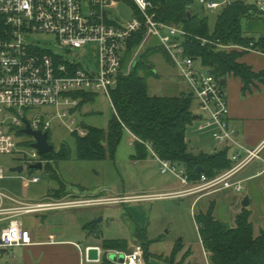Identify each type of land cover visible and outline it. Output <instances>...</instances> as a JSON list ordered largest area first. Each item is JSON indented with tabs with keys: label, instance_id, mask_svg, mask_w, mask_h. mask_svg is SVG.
<instances>
[{
	"label": "built area",
	"instance_id": "obj_1",
	"mask_svg": "<svg viewBox=\"0 0 264 264\" xmlns=\"http://www.w3.org/2000/svg\"><path fill=\"white\" fill-rule=\"evenodd\" d=\"M113 1L116 0H0V155L19 153L24 168L26 164H29V168L39 162L44 164L42 154L33 146L37 141L35 136L33 143L21 138L26 133V121L33 129L50 134L53 119L57 118L67 125L71 134L87 135L88 130L77 124L74 116L82 99L77 94L103 92L115 111L111 91L118 85L121 76L128 74L125 69L127 52L135 36L143 33L141 43L144 44L149 37H156L180 74L188 81L189 90L193 92L200 109L198 130L210 131L218 150H227L232 162L230 168L214 177L202 173L197 180H192L184 165L160 157L147 143L148 150L160 164L161 173H173L181 184L194 185L186 191L176 192L175 196L203 191L214 193L230 188L241 192L244 189L243 181L234 179L240 170L257 161L262 164L257 175L264 174V142L256 147H247L237 140L235 129L229 123L227 92L221 78L210 72L211 66H197V61L201 59L189 54L187 42L195 38L203 46L209 44L227 51L236 48L258 50L254 48L255 42L251 41L249 45L223 44L193 36L182 26L158 19L155 0H126L133 3L138 12L130 22L120 23L107 11V5ZM192 1L204 5L210 11L235 1L253 2L264 10V0ZM36 32L53 33L61 45L71 48H81L91 41H97L99 69L86 70L29 42L27 37ZM142 44L135 51H139ZM135 60L136 57H133V67ZM38 106L52 108L54 116L33 113L32 109ZM129 132L136 140L137 137ZM26 146H30V149L24 150L28 148ZM6 177V168L0 160V180ZM22 178L25 185L40 180L38 176ZM5 198L13 199L0 189V215L8 219V224L0 231V248L4 249L32 243L31 232L17 218L19 214L42 208L89 205L93 201H78L73 205L62 201L36 205L24 203L7 207L4 206ZM77 246L81 249L80 244ZM99 251L100 260L104 254L112 264H149L141 245L127 251H102L100 247ZM112 253L117 257L123 254V261L110 259ZM204 253L205 261L202 264H212L210 253L205 250Z\"/></svg>",
	"mask_w": 264,
	"mask_h": 264
},
{
	"label": "rangeland",
	"instance_id": "obj_2",
	"mask_svg": "<svg viewBox=\"0 0 264 264\" xmlns=\"http://www.w3.org/2000/svg\"><path fill=\"white\" fill-rule=\"evenodd\" d=\"M194 5L200 14L205 15L207 12L209 24L213 27L219 8L214 11L206 8L205 12L199 8L200 3L195 2ZM107 11L120 23L130 22L138 12L133 3L126 0L109 3ZM143 37V33L141 37H136L133 41L135 47L127 52L125 69L128 73L137 65L144 51L159 45L164 53L157 52L152 57L156 73L147 79L150 93L176 95L188 91L190 88L188 81L180 74L158 39L149 37L142 44ZM27 40L86 70L99 69L100 51L97 41H91L81 48H71L61 45L55 34L47 32L33 33ZM140 44L141 49L135 51ZM133 57H136L134 67L131 63ZM202 65L203 62L198 60L197 66ZM92 95L90 101L75 111L77 124L107 129L115 116L114 108L103 92ZM193 109L195 113L200 112L195 98ZM32 112L54 116L53 109L49 107L38 106L33 108ZM187 135L191 147L194 144L193 140L200 137L191 126L188 127ZM49 136L55 151L58 152L61 146L66 145L71 153L70 157L46 161L43 168H29V164H26L23 171L16 172L10 169L23 162L21 155L19 153L0 155L7 174L6 178L0 180V189L16 198H33L50 192L65 191L59 198L62 202H69L72 205L74 202H88L93 199L91 204L100 205L71 208L60 213H64L65 218L69 216L71 228L79 232L84 224H90L89 230L94 228L97 230L99 234L95 238L98 240L102 238L101 244L106 239L138 238L135 243L142 245L149 264H201L205 261L204 250H207L201 243L195 214L200 210L206 211L209 205L214 203L217 204L215 211L217 217L233 225L232 215L236 208L225 201L221 202L217 196L218 191L175 196L176 192L186 191L194 185L181 184L173 173H161L159 162L149 150L146 158L134 159L135 139L131 141L133 136L128 129H124L114 157L108 155L102 160L78 158L75 135L71 134L67 125L57 118L53 119ZM21 138L30 143L35 141L34 136L26 133ZM209 141H212L211 138ZM26 147L28 148L24 150L30 149V146ZM202 147L209 149L207 145ZM46 163H50L51 167ZM22 176L29 178L38 176L40 180L28 183L25 187ZM115 198L118 200L115 201ZM100 217L102 219L94 223ZM256 228L258 229L257 226ZM105 258L103 256V261ZM109 258L113 259L111 256ZM103 261H94L92 264H103Z\"/></svg>",
	"mask_w": 264,
	"mask_h": 264
},
{
	"label": "trees",
	"instance_id": "obj_3",
	"mask_svg": "<svg viewBox=\"0 0 264 264\" xmlns=\"http://www.w3.org/2000/svg\"><path fill=\"white\" fill-rule=\"evenodd\" d=\"M155 3L158 19L182 26L193 36L217 40L223 44L249 45L254 41V48L264 51V37H247L242 26L245 17L255 14L256 3L235 1L223 5L218 9L213 28L209 24L206 7L201 5L200 8L206 12L202 15L192 0H155ZM190 10L192 15L189 17ZM136 37H141V33ZM134 47L135 44L132 43L129 52ZM187 49L189 54L201 59L204 65L211 66L217 77L222 79L230 72L241 76L245 82V90L254 78L264 74L254 72L249 66L239 63L237 59L240 52L236 50L217 49L209 44L203 46L195 38L187 42ZM157 52L164 53L159 45L144 51L132 71L121 76L118 85L112 89L115 116L107 129L82 124L88 130L87 135L73 134L77 140L78 158L102 160L108 155L114 157L123 131L128 128L137 137L134 142V159L147 157L149 143L160 157L184 165L192 180H197L202 173L210 177L222 173L232 165L227 150L212 153H195L190 150L187 131L197 115L193 109L194 97L189 96L190 91L179 95L150 93L147 79L156 73L152 57ZM77 95L82 97L78 108L93 98L88 93ZM70 155L69 148L63 145L58 152L54 148L50 153L42 154V158L49 162L68 159ZM46 165L51 167L50 163ZM198 167L202 168L200 172H197ZM214 208L215 204L211 203L206 211L200 210L195 214L201 240L211 254V263L264 264V227L256 232L250 210L243 208L236 216L235 224L230 225L215 217ZM103 247L106 250H126L129 241L106 239ZM144 255L149 261L146 253Z\"/></svg>",
	"mask_w": 264,
	"mask_h": 264
},
{
	"label": "crops",
	"instance_id": "obj_4",
	"mask_svg": "<svg viewBox=\"0 0 264 264\" xmlns=\"http://www.w3.org/2000/svg\"><path fill=\"white\" fill-rule=\"evenodd\" d=\"M256 9L254 15L247 16L242 20V26L245 36L259 39L264 37V10H261L260 5H257ZM232 50L240 52L237 59L239 63L249 66L254 72L264 73V51L241 50L239 48ZM224 78L226 80L224 86L227 92L230 110L229 123L235 129L236 138L240 143L247 147H256L264 142V81L261 80L264 78V74L254 78L249 83L247 90L244 89L245 82L241 76L230 72ZM189 91L190 90L185 92ZM196 114L197 117L190 126L193 127V131L198 133L200 137L193 140L194 144L191 147L187 135L190 150L195 153L201 151L212 153L218 150L219 147L211 132L208 130H198V125L201 120L199 112ZM210 138L212 141H209ZM133 140L134 139H131V141ZM202 145H207L209 149H204ZM259 163L256 164L253 162L247 165L235 176V180L243 181L244 189L241 192H237L230 188L218 191L219 194L217 195L220 197L218 199L221 200V202L225 201L231 207L236 208L232 215L234 221L233 225L235 224L236 216L243 208H248L251 212V220L254 223L256 232L264 227V174L257 175L262 167L261 163ZM26 186L27 184L25 187ZM64 192H50L37 197L34 196L33 198H16L6 192L13 199L5 198L4 206H21L24 203L36 205L61 201L59 197L62 196ZM245 196H249L250 203L248 206L243 205ZM94 205L100 204L42 208L38 211L19 214L17 218L31 232L32 243L27 246H17L11 249L0 248V264H92L94 261H89L87 259L86 248L100 247L102 251L106 250L103 244H101L102 238L99 237V240L95 238L99 233L95 228L94 230H89L91 226L90 224L88 225V223L83 225L81 232L72 229L69 224V216L65 218V214L60 213V211ZM216 207L217 204H215L214 208L215 217H217L215 214ZM256 223H258V225H256ZM7 224L8 219H5V215H0V231ZM128 241L129 247L126 250H107L127 251L133 249L136 245H141L135 243L138 241V238L129 239ZM77 244H80L81 249ZM103 256L106 257V255L103 254L101 255V260L96 262H102ZM103 264L112 263H109L106 258Z\"/></svg>",
	"mask_w": 264,
	"mask_h": 264
},
{
	"label": "water",
	"instance_id": "obj_5",
	"mask_svg": "<svg viewBox=\"0 0 264 264\" xmlns=\"http://www.w3.org/2000/svg\"><path fill=\"white\" fill-rule=\"evenodd\" d=\"M191 15H192V11L190 10L188 11V16L190 17ZM210 72L212 74H215V70L213 68L210 70ZM261 80L264 81V78ZM221 82L225 84L226 83L225 78H222ZM189 96L193 97V92H189ZM196 117L197 115L195 116V118ZM26 123L27 125L24 128V131L32 136H35V138L37 139V141L33 144V146L37 148L41 154H47L53 151L54 145L49 141V132L48 131L43 132L41 129L35 130L30 126L28 121H26ZM178 164L180 165L181 163H178ZM31 168H43V163L39 162V163L33 164L31 165ZM10 170L21 172L24 170V165L20 164V165L14 166ZM201 170H202L201 167L197 168V172H200ZM249 203H250L249 196H245L243 199V205L248 206ZM100 219H102V217H100L99 219H96L94 223H97ZM99 252H100L99 247H89L87 250V259L89 261H100ZM111 257L114 260H118V261H123L124 259L123 254L117 257L116 254L113 253L111 254Z\"/></svg>",
	"mask_w": 264,
	"mask_h": 264
}]
</instances>
